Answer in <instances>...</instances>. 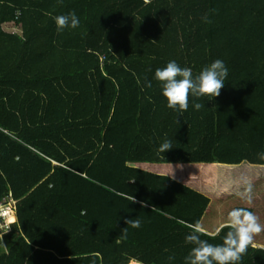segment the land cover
Returning <instances> with one entry per match:
<instances>
[{
	"label": "trees",
	"instance_id": "16d2710c",
	"mask_svg": "<svg viewBox=\"0 0 264 264\" xmlns=\"http://www.w3.org/2000/svg\"><path fill=\"white\" fill-rule=\"evenodd\" d=\"M73 11L79 27L58 32ZM217 59L220 95L169 109L155 70L174 60L195 77ZM8 191L0 264H186L187 225L213 245L233 208L264 225V0H0ZM253 243L238 264H264V231Z\"/></svg>",
	"mask_w": 264,
	"mask_h": 264
},
{
	"label": "clouds",
	"instance_id": "9594fccd",
	"mask_svg": "<svg viewBox=\"0 0 264 264\" xmlns=\"http://www.w3.org/2000/svg\"><path fill=\"white\" fill-rule=\"evenodd\" d=\"M54 20L58 32L68 27L75 29L80 24V20L74 11L56 16ZM228 74L229 69L220 59L205 66L195 77H193L191 68L181 67L173 60L169 61L163 68H157L154 78L162 85V95L167 101V107L175 110L179 116L188 110L190 95L193 97H210V99L219 96ZM145 86L151 87V81H146ZM193 107L195 110H199L204 107V104L195 103ZM172 147L171 141L165 140L159 145L158 150L160 153H164ZM241 186L243 191H238L237 195L245 203L251 204V182L242 178ZM127 198L131 203L137 202L132 195ZM140 203L141 207L145 206V202ZM125 223L132 228L141 226V221L138 218L126 219ZM187 226L191 232L185 237V241L194 246L188 256L185 257L186 264H238L246 254L248 247L250 245L256 246L253 243L254 235L264 231V225L259 223L257 216L244 207H236L230 210L226 221L212 233L214 237L222 229H229L220 245H213L208 240L201 239V236L207 233L200 222ZM123 235L126 236V230H124ZM169 259L172 260L174 257H169Z\"/></svg>",
	"mask_w": 264,
	"mask_h": 264
},
{
	"label": "built area",
	"instance_id": "2783aa9c",
	"mask_svg": "<svg viewBox=\"0 0 264 264\" xmlns=\"http://www.w3.org/2000/svg\"><path fill=\"white\" fill-rule=\"evenodd\" d=\"M15 202L10 191L0 198V227H7L15 218Z\"/></svg>",
	"mask_w": 264,
	"mask_h": 264
},
{
	"label": "bare ground",
	"instance_id": "6f19581e",
	"mask_svg": "<svg viewBox=\"0 0 264 264\" xmlns=\"http://www.w3.org/2000/svg\"><path fill=\"white\" fill-rule=\"evenodd\" d=\"M131 264H140V263H138L136 261H131Z\"/></svg>",
	"mask_w": 264,
	"mask_h": 264
},
{
	"label": "rangeland",
	"instance_id": "374dc122",
	"mask_svg": "<svg viewBox=\"0 0 264 264\" xmlns=\"http://www.w3.org/2000/svg\"><path fill=\"white\" fill-rule=\"evenodd\" d=\"M127 264H131V261L129 263H127Z\"/></svg>",
	"mask_w": 264,
	"mask_h": 264
}]
</instances>
